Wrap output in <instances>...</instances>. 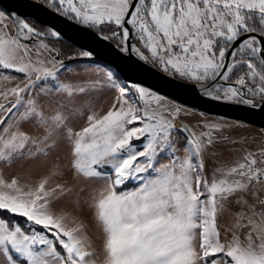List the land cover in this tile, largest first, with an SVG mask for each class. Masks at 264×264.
<instances>
[{"label":"snow or ice","instance_id":"obj_1","mask_svg":"<svg viewBox=\"0 0 264 264\" xmlns=\"http://www.w3.org/2000/svg\"><path fill=\"white\" fill-rule=\"evenodd\" d=\"M42 4L86 31L0 10V264H264V140L93 59L264 114V0Z\"/></svg>","mask_w":264,"mask_h":264},{"label":"water","instance_id":"obj_2","mask_svg":"<svg viewBox=\"0 0 264 264\" xmlns=\"http://www.w3.org/2000/svg\"><path fill=\"white\" fill-rule=\"evenodd\" d=\"M37 3H40L43 7L42 2L37 0H0V7L6 12L15 11L23 16H27L29 19L38 16L39 20L37 23L44 27L55 24L64 33L62 40L79 48L80 45L73 43L69 37L79 38L86 29H81L79 25L70 24L64 18L46 8L44 11H38L35 7H32V5ZM113 51H115L114 45ZM93 59L111 64L122 80L126 81L131 77L136 82H142L145 86H151L159 90L161 94L169 95L170 99H174L180 104L219 118L225 117L226 119L238 120L264 129V114L260 113L259 110H253L246 106L216 102L198 93L193 95V93L186 89L175 88L173 85L165 83L167 77L163 72L159 71L152 64L139 60L135 55L117 52L116 56H113L102 50Z\"/></svg>","mask_w":264,"mask_h":264},{"label":"rangeland","instance_id":"obj_3","mask_svg":"<svg viewBox=\"0 0 264 264\" xmlns=\"http://www.w3.org/2000/svg\"><path fill=\"white\" fill-rule=\"evenodd\" d=\"M37 1L42 2V0H37ZM0 10L5 11L1 7H0ZM50 39L53 40L54 38H50ZM60 45L62 46L61 43H60ZM64 49H65V47H64ZM65 51H67V50H65ZM69 55H70V53H69ZM145 55H148V53L145 52ZM96 62H99V61H96ZM148 63L152 64L150 61ZM112 70L115 71L113 68H112ZM120 79H121L122 82L124 81V80H122V78H120ZM108 95H110V96L111 95H115V93L114 92L113 93H109ZM185 107L188 108V109H192L193 113L191 115L187 116V117H184L183 118L184 122L190 124V126H197V122L202 118L200 116V113H204V112L198 111V110H196L194 108H191V107H188V106H185ZM205 115H206V118L209 119V120H219L220 119L219 117L213 116V115L208 114V113H205ZM234 121H238V120L226 119V122H228V123H232ZM240 122L244 126L236 128V129L233 130L232 135L235 138L243 137L245 140H247V142L249 144L259 143L261 140H264V131H262L261 128L256 127V126L251 125V124H248V123H245V122H242V121H240ZM15 174H16V170L12 169V170H9L8 172H6V177L10 178L12 175H15ZM129 187H132V185H129ZM95 244L97 246V261H96V264H103L102 243H101V241L96 240Z\"/></svg>","mask_w":264,"mask_h":264},{"label":"trees","instance_id":"obj_4","mask_svg":"<svg viewBox=\"0 0 264 264\" xmlns=\"http://www.w3.org/2000/svg\"><path fill=\"white\" fill-rule=\"evenodd\" d=\"M40 26L43 27V25H41V24H40ZM54 40H55V38L53 39V41H54ZM60 43L62 44L63 47H65V50H67L68 47L77 48V47H75L74 45H72L71 43H68V42H66V41H64V40H61ZM56 46H57V47H60L61 45H60V44H57ZM117 75H118V74H117ZM118 76H119V75H118ZM119 77H120V76H119Z\"/></svg>","mask_w":264,"mask_h":264}]
</instances>
